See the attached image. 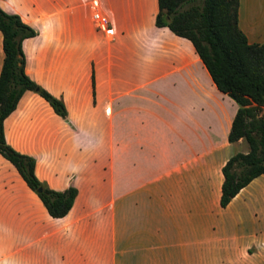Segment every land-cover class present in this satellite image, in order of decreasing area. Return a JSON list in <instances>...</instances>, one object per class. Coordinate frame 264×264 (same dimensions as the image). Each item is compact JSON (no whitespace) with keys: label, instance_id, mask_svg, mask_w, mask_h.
I'll list each match as a JSON object with an SVG mask.
<instances>
[{"label":"crops","instance_id":"1","mask_svg":"<svg viewBox=\"0 0 264 264\" xmlns=\"http://www.w3.org/2000/svg\"><path fill=\"white\" fill-rule=\"evenodd\" d=\"M238 1L239 28L263 41L264 0ZM0 7L36 29L21 40L25 73L67 109L65 120L23 90L5 141L49 187H76L52 217L0 154V264H264V174L218 202L222 164L247 150L226 137L236 103L187 38L155 25L156 0Z\"/></svg>","mask_w":264,"mask_h":264},{"label":"trees","instance_id":"2","mask_svg":"<svg viewBox=\"0 0 264 264\" xmlns=\"http://www.w3.org/2000/svg\"><path fill=\"white\" fill-rule=\"evenodd\" d=\"M156 2L155 25L166 26L187 38L215 87L236 103L226 137L229 142L242 138L247 150L232 153L221 166L218 202L224 206L251 178L264 174V40L249 42L239 28L238 0ZM36 32L17 13L0 7V154L35 192L47 213L60 217L70 208L76 187L71 183L62 189L49 187L34 172L35 158L13 148L3 133V119L25 89L38 93L55 114L67 120L61 96L52 94L25 73L21 40Z\"/></svg>","mask_w":264,"mask_h":264},{"label":"built area","instance_id":"3","mask_svg":"<svg viewBox=\"0 0 264 264\" xmlns=\"http://www.w3.org/2000/svg\"><path fill=\"white\" fill-rule=\"evenodd\" d=\"M92 19L96 22V26L106 32H111L112 29L107 27V21L105 16H103L98 10L94 9L91 13Z\"/></svg>","mask_w":264,"mask_h":264},{"label":"rangeland","instance_id":"4","mask_svg":"<svg viewBox=\"0 0 264 264\" xmlns=\"http://www.w3.org/2000/svg\"><path fill=\"white\" fill-rule=\"evenodd\" d=\"M229 98V97H228ZM230 99V98H229ZM227 101V100H226ZM249 247H252L253 248V246H249Z\"/></svg>","mask_w":264,"mask_h":264}]
</instances>
